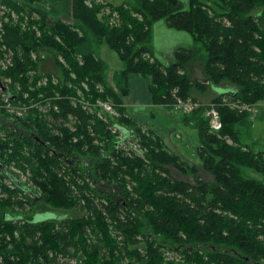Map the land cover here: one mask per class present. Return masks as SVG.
I'll return each mask as SVG.
<instances>
[{"label":"trees","instance_id":"trees-1","mask_svg":"<svg viewBox=\"0 0 264 264\" xmlns=\"http://www.w3.org/2000/svg\"><path fill=\"white\" fill-rule=\"evenodd\" d=\"M37 1L0 0L6 101L25 102L23 92L57 96L55 110L10 125L1 111L0 264H264V150L246 142L249 110L217 105L218 130L209 127L204 105L183 114L198 142V163L190 164L122 106L129 73L147 78L153 104L170 108L223 80L235 86L223 96L236 106L264 102V0H188L187 9L178 0H71L68 21L49 18ZM158 19L187 31L197 51L179 49L162 67L151 46ZM102 40L122 65L110 82L97 54ZM197 54L202 80L185 71ZM59 72L51 85L49 76ZM41 76L47 81L37 86ZM76 90L89 104L113 101L117 118L73 105ZM111 126L122 139H112ZM39 203L80 214L57 218L50 211L37 219Z\"/></svg>","mask_w":264,"mask_h":264},{"label":"rangeland","instance_id":"rangeland-1","mask_svg":"<svg viewBox=\"0 0 264 264\" xmlns=\"http://www.w3.org/2000/svg\"><path fill=\"white\" fill-rule=\"evenodd\" d=\"M100 3H110L113 5H118L122 2H127L129 0H98ZM180 3V6L182 9L188 8V0H178ZM37 7L43 9L47 12L49 18H61L64 20H69L70 18V12H71V0H38L36 5ZM17 14L12 13L11 18L12 20L17 19ZM24 20V19H23ZM24 25V22L22 23ZM151 46H152V56L160 63L162 67L168 66L171 62L175 59V52L179 49H195L197 51V46L193 43L192 37L190 34L182 29H175L171 28L166 25L163 19H158L152 23L151 28ZM98 56L106 63L107 72H106V78L110 82L111 75L114 71L121 68V61L118 58L115 51L110 49L104 40L101 41V43L98 46L97 50ZM39 55L41 56V52H39ZM8 66V65H3ZM202 62L200 60L199 54L196 56L194 55L192 59L190 60L187 65H185V71L186 73L194 79L202 80L203 79V73L201 70ZM61 72L56 73L55 75L49 76L50 84L56 85L61 80ZM39 75H41L39 73ZM38 75V76H39ZM72 77V76H71ZM1 79L7 86L9 84V78L5 76H1ZM47 81L46 77H39V79H36V85L39 86L40 84H44ZM147 78H143L139 75L129 73L127 74L126 83H127V93L122 97V105L127 106H135V101L138 99H143L146 92H148V84H147ZM219 84V85H218ZM217 87H235L232 84L221 81L219 82ZM230 84V85H229ZM21 87L18 83H13L12 90L14 93H18L19 89ZM217 88L216 92H221ZM30 89V88H29ZM208 87L204 90L195 89L192 90V96L195 100H187L189 102H195L199 105H204L205 107H208L209 104L214 103V98H216L218 95L215 96V92L212 89H208ZM31 90V89H30ZM85 91V88L83 89ZM54 94V95H53ZM52 96L56 98L57 96L55 93H53ZM75 100L73 105H80L79 107L81 109L89 107L88 99L79 91L76 90L75 93ZM129 95V96H128ZM222 95V94H221ZM219 95V96H221ZM69 96V95H66ZM22 97L26 99L25 102L16 101V102H7L5 97H2V100L0 101V114L1 111L5 112L7 117L6 121H3V124H9V120L12 121L14 118H20L25 119L27 116H30L33 118L35 115H38L40 113H44L45 109H50L51 107V100L54 99L53 97H47V98H41V94L37 93L35 98H29L26 92H23ZM77 98V99H76ZM105 101H108L110 103H113L110 99H103ZM134 100V102H133ZM72 101V100H71ZM100 99H96L94 102H98ZM217 103H230V107H234L236 105L234 102H230L227 97L223 96L217 100ZM114 108L116 111V114L114 117L117 118V105L114 103ZM213 105V104H212ZM233 105V106H232ZM163 106V105H160ZM257 103L249 107L248 110H250L251 115L257 112ZM238 109H242L240 106L237 107ZM244 109V107H243ZM134 111H138L135 116H132L134 119L137 120L138 126L141 127V130H149V128L157 133L163 143L166 145L167 149L174 152L178 155V157L182 160H185L187 163H198V158L195 155L194 149L195 146H197V137H196V131L194 128L190 126L183 125L181 122V116L183 114L189 113V111H184L182 109H177L176 107H171L167 111L165 109H159L157 117H151L148 113L151 111V109L146 107H140L133 109ZM172 110V111H171ZM95 113L97 115V111L95 109H91L88 111V114ZM206 113V112H205ZM129 115V114H128ZM206 116V114H205ZM98 117V116H97ZM157 118V119H156ZM4 119V118H3ZM69 120L65 122L67 126H69L70 129L73 128L72 123H74V120L69 117ZM0 120L2 121V117L0 116ZM112 125V124H111ZM1 126V125H0ZM257 126V129L259 127L264 126V119L259 120V122H256L254 128ZM149 127V128H148ZM129 130L131 128H128ZM110 135H112V139H122L120 137L121 135L118 134V132L115 130L114 127H109ZM0 133H4V130L0 129ZM244 134V129L243 133ZM244 137V135H243ZM242 137V140L244 138ZM259 137V136H258ZM257 137V138H258ZM129 137H127L128 139ZM133 138V137H132ZM131 141V140H130ZM229 142V140H227ZM248 141V140H247ZM261 141L264 144V134L261 136ZM119 147H123L120 145ZM9 172H12L13 174L20 175L23 180L27 178L28 173H22L17 168L10 166L8 168ZM243 173L244 170L242 169ZM245 175H250V177L254 178H260L255 173L250 172L249 170H246ZM7 181L4 179V183ZM33 213H37L35 216L36 218H42V217H52L53 214L50 212L52 211L55 213L54 216L57 218H61L63 216H78L80 214L79 211L76 210H67L62 211L58 209H52L49 206H43L42 203L36 204L34 207ZM26 209V208H25ZM45 210H48L44 213ZM170 254V253H168ZM72 263V262H70ZM78 263V262H77Z\"/></svg>","mask_w":264,"mask_h":264},{"label":"crops","instance_id":"crops-1","mask_svg":"<svg viewBox=\"0 0 264 264\" xmlns=\"http://www.w3.org/2000/svg\"><path fill=\"white\" fill-rule=\"evenodd\" d=\"M219 85V84H218ZM218 85H210L208 86V89H212L216 94V95H224V94H232L235 92L236 88L235 87H230V86H225V87H217ZM219 88L221 89L220 91L221 92H216L215 90ZM207 89V90H208ZM129 96V95H128ZM134 102V100H133ZM135 106H123L126 114L129 116H135V114L138 112V111H134L133 109H136V108H139L140 107H146V108H149L151 109V111L148 113L151 117H157L158 115V110L161 108V109H165L167 111H170V107H167V106H160V105H157V104H153L152 103V100H151V96L149 94V92H146V94L144 95V98L143 99H140V100H136L135 101ZM257 112L254 113L253 115H251V111L249 110L248 112L250 113V121L252 122L251 123V126L247 128V132H246V135H245V138H246V142L251 145V147L254 149V151H260V150H264V144L263 142L261 141V136L262 134H264V126L262 127H259V129H257V126L254 128L256 122H259V120L261 119H264V102H259L257 103ZM172 111V110H171ZM157 119V118H156ZM259 136V137H258ZM258 137V138H257ZM248 140V141H247Z\"/></svg>","mask_w":264,"mask_h":264},{"label":"built area","instance_id":"built-area-1","mask_svg":"<svg viewBox=\"0 0 264 264\" xmlns=\"http://www.w3.org/2000/svg\"><path fill=\"white\" fill-rule=\"evenodd\" d=\"M0 16H1V9H0ZM0 23H1V18H0ZM0 85L3 87V88H0V92L2 93L3 97H5V99L7 100L6 93H5V92H7V86L5 85V83L3 82L1 77H0ZM212 104L208 105L207 110H206V116L208 117L209 127L212 130H218L220 128L221 124H220V119H219L218 112L216 110V106L219 105V104H225L227 106H230L231 104L230 103H218V104L212 103ZM198 105L199 104L195 103V102L181 101V100L178 99L172 105V107L174 106L177 109L180 108V109H182L184 111H190L192 108L197 107ZM252 105H254V104L242 105L241 108L243 109V107H244V109L248 110L249 107L252 106ZM114 106L115 105L113 103H110V102L105 101V100H100L97 103L93 102L92 104H89L88 108L89 109H92V108L95 109L97 111V116L99 118H101V115H105V114H108L110 116H114L116 114ZM234 107H238V106L234 105ZM51 109L55 110L56 107L54 105H52ZM17 178L19 180H23L20 175H17Z\"/></svg>","mask_w":264,"mask_h":264},{"label":"water","instance_id":"water-1","mask_svg":"<svg viewBox=\"0 0 264 264\" xmlns=\"http://www.w3.org/2000/svg\"><path fill=\"white\" fill-rule=\"evenodd\" d=\"M0 88H3L1 85H0ZM6 93V92H5Z\"/></svg>","mask_w":264,"mask_h":264},{"label":"flooded vegetation","instance_id":"flooded-vegetation-1","mask_svg":"<svg viewBox=\"0 0 264 264\" xmlns=\"http://www.w3.org/2000/svg\"><path fill=\"white\" fill-rule=\"evenodd\" d=\"M126 139V138H125Z\"/></svg>","mask_w":264,"mask_h":264}]
</instances>
